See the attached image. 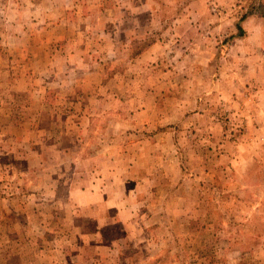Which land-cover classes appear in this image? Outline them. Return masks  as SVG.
<instances>
[{
	"label": "rangeland",
	"instance_id": "1",
	"mask_svg": "<svg viewBox=\"0 0 264 264\" xmlns=\"http://www.w3.org/2000/svg\"><path fill=\"white\" fill-rule=\"evenodd\" d=\"M0 264H264V0H0Z\"/></svg>",
	"mask_w": 264,
	"mask_h": 264
},
{
	"label": "trees",
	"instance_id": "2",
	"mask_svg": "<svg viewBox=\"0 0 264 264\" xmlns=\"http://www.w3.org/2000/svg\"><path fill=\"white\" fill-rule=\"evenodd\" d=\"M238 31H239L238 34H239V33H240V34L243 33V29H242L241 26H238Z\"/></svg>",
	"mask_w": 264,
	"mask_h": 264
},
{
	"label": "crops",
	"instance_id": "3",
	"mask_svg": "<svg viewBox=\"0 0 264 264\" xmlns=\"http://www.w3.org/2000/svg\"><path fill=\"white\" fill-rule=\"evenodd\" d=\"M89 191H91V190H89Z\"/></svg>",
	"mask_w": 264,
	"mask_h": 264
}]
</instances>
